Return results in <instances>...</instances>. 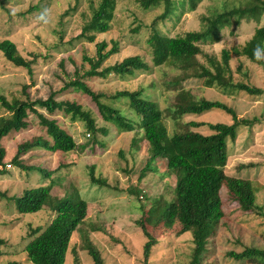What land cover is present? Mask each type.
Listing matches in <instances>:
<instances>
[{
    "label": "rangeland",
    "instance_id": "374dc122",
    "mask_svg": "<svg viewBox=\"0 0 264 264\" xmlns=\"http://www.w3.org/2000/svg\"><path fill=\"white\" fill-rule=\"evenodd\" d=\"M180 1V0H175ZM240 0H201L195 10H184L179 20L167 26L159 24L161 33L183 36L187 31L205 29L207 20L216 13L238 6ZM244 1V0H243ZM99 0H0V41L15 43L18 53L32 61V72L15 66L0 51V94L11 101L44 99L52 90L56 98L76 100L91 110L98 127L104 130L89 132L81 121L55 111L46 116L57 118L70 131L77 147L75 151L61 152L36 145L21 156L23 169L11 159L18 144L25 141H49L35 114L28 112V126L18 132L11 131L1 139L6 150L0 166V245L1 264L27 260L24 247L35 228L44 229L55 216V199H83L86 214L70 236L63 264H95L88 246L92 245L103 264H143L146 237L142 223L154 238L148 264H189L192 251L191 231H182V225L173 210L162 215L165 204L174 198L176 175L167 168V160L158 157L148 167L151 144L138 126V114L127 106L125 99L102 101L120 108L134 123L133 130H120L103 121L89 96L67 89L60 91L63 78L72 77L74 69L82 64V54L95 55V42L106 41L107 49L114 43L118 52L111 55L102 67L121 61L127 56L139 55L151 65L147 71L131 75L110 74L105 78H86L95 92L113 95L118 90H142L143 96L153 99L163 111L162 121L166 132L188 130L210 135L206 123H231V115L220 109L202 114H182L177 120L167 116V107L175 101L176 90L186 88L196 99L220 101L233 108L238 118H257L250 126L240 125L234 138H227L226 175L249 180L254 192L255 209H246L222 185L219 190L223 216L217 224L208 225L204 251L200 264H264L260 260H235L227 255L230 250L240 251L244 246L264 249V92L248 94L245 91H225L221 87L204 85V78L190 77L191 70L182 71L168 63L152 66V51L148 44L152 20L164 10V4L145 10L139 0H116L114 17L108 31L98 33L93 43L76 36L82 23L89 18ZM226 8V10H228ZM45 15V20L40 19ZM259 21L231 22L220 31V40L202 47L196 56L197 63L208 65V57L221 61V50L230 53L233 82H245L264 89V51L254 55L256 43L254 29ZM247 46L249 57L242 51ZM241 52V53H240ZM62 60V61H61ZM63 62V65H60ZM213 71V69H211ZM25 86V92L23 87ZM8 112L0 105V116ZM189 122L202 123L198 127ZM90 133V135H88ZM169 150V148H168ZM9 165V166H7ZM4 168V172H1ZM154 168V169H153ZM95 177L99 182L92 181ZM50 185L49 199L35 213H19L14 197L25 189ZM138 190L140 193L135 192ZM139 194V195H138ZM162 215V216H161ZM141 221V222H139ZM213 227V228H210Z\"/></svg>",
    "mask_w": 264,
    "mask_h": 264
},
{
    "label": "trees",
    "instance_id": "16d2710c",
    "mask_svg": "<svg viewBox=\"0 0 264 264\" xmlns=\"http://www.w3.org/2000/svg\"><path fill=\"white\" fill-rule=\"evenodd\" d=\"M201 0H139L145 10L164 4V10L157 15L150 25V36L147 41L152 53V66H159L165 63L171 64L182 71L191 70L188 76L204 78V85L208 87H221L225 91H245L248 94H261L264 89L249 85L245 82H233L230 69V53L228 49L221 50V61L208 57V65L197 63L196 56L203 52L202 47L208 43H215L220 40V31L231 22L239 23L241 20L259 21L264 13V0H240L238 6L231 9L224 8V11L216 13L215 17L207 20L205 29L201 31H187L183 36H171L161 33L158 25L167 26L170 22L176 23L184 10H195ZM116 0H99L96 7L92 9L89 18L82 23L80 33L76 36L87 43H93L98 33L106 32L111 27L114 17ZM256 43H262L264 48V23L254 29L253 34ZM0 51L4 57L15 66L25 67L29 73L32 72V61L21 56L14 42L9 39L0 41ZM118 52L117 44L107 49V42H95V55L82 54V64L76 67L72 77L63 78V85L60 91L71 89L90 97L94 102L99 115L103 121L110 122L120 130H133L134 123L130 121L120 108L103 102L104 98L111 100L125 99L128 107L134 110L139 119L138 126L142 128L143 134L151 144V154L148 155L144 170L158 157L167 160V168L176 175V182L173 189L174 198L165 204L162 215L173 210L182 225V231H191L193 251L189 264H200L199 255L204 251L206 231L208 225L217 224L223 216L219 190L224 185L234 198L246 209H255L254 192L250 181L242 178L231 177L225 174L223 168L227 161V138H234L238 126H250L258 122L257 118H238L233 108L223 102L212 101L204 98L196 99L189 89L180 88L176 90L174 103L167 107V116L177 120L182 114H202L214 109H220L231 115L232 122L206 123L212 134L206 135L197 131L175 132L169 135L162 121L163 111L158 108L157 103L150 98L143 96L142 90H118L113 95H104L102 92H95L86 82V78H105L110 74L120 75L135 74L139 71H147L149 65L139 55L127 56L121 61L102 67L111 55ZM241 53V52H240ZM243 55L249 57L247 46L243 48ZM62 61V60H61ZM63 65V62H60ZM213 69V71L211 70ZM25 92V86L23 87ZM56 91L52 90L44 99L30 100L25 92L26 99L14 98L7 100L0 94V105L8 112L0 116V166L4 167L6 150L1 139L9 132H18L28 126V112L36 115L39 124L44 127L49 141H25L16 147V152L11 159L15 166L23 169H31L33 166H26L21 156L32 150L36 145L46 146L53 151L71 152L75 151L77 142L68 129L60 124L54 117L55 111L69 115L73 121H81L89 132L105 131L104 127H98L91 110L76 100H62L56 98ZM190 126L198 127L202 123L189 122ZM90 135V133H88ZM169 148V150H168ZM154 169V168H153ZM1 172H4V168ZM92 181L99 182L95 177ZM136 194L140 193L135 190ZM50 185H39L28 188L20 196L14 197L16 209L19 213H35L42 209V206L49 199ZM139 195V194H138ZM6 193L0 190V197ZM86 202L83 199H55L53 210L55 216L44 229L38 227L30 233L29 240L24 250L27 260L33 264H63L70 236L76 226L86 214ZM161 215V216H162ZM141 222V221H139ZM209 225V226H210ZM146 237L143 248L144 263L147 259L155 241L142 223L139 225ZM213 228V227H210ZM0 238V245L3 243ZM88 251L95 264H103L98 253L93 250L92 245ZM0 250V256H1ZM227 255L235 260H262L264 261V249L255 246H244L242 250H230ZM261 262V261H260ZM1 264V263H0ZM9 264H24L21 261H11Z\"/></svg>",
    "mask_w": 264,
    "mask_h": 264
},
{
    "label": "clouds",
    "instance_id": "9594fccd",
    "mask_svg": "<svg viewBox=\"0 0 264 264\" xmlns=\"http://www.w3.org/2000/svg\"><path fill=\"white\" fill-rule=\"evenodd\" d=\"M40 19L42 20H45V22H47V20L45 19V15H42L40 17ZM254 55H256L257 59H261L262 57H260L258 54L261 52V51H264V48H262L261 45H257L255 48H254Z\"/></svg>",
    "mask_w": 264,
    "mask_h": 264
},
{
    "label": "built area",
    "instance_id": "2783aa9c",
    "mask_svg": "<svg viewBox=\"0 0 264 264\" xmlns=\"http://www.w3.org/2000/svg\"><path fill=\"white\" fill-rule=\"evenodd\" d=\"M7 166H9V165H7Z\"/></svg>",
    "mask_w": 264,
    "mask_h": 264
}]
</instances>
